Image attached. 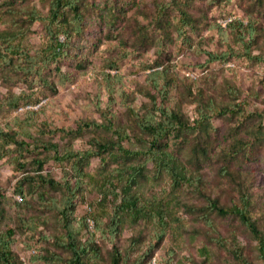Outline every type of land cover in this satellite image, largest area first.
Here are the masks:
<instances>
[{
  "label": "rangeland",
  "instance_id": "rangeland-1",
  "mask_svg": "<svg viewBox=\"0 0 264 264\" xmlns=\"http://www.w3.org/2000/svg\"><path fill=\"white\" fill-rule=\"evenodd\" d=\"M77 1L80 30L72 28V14L66 10L68 33L60 35L68 40L69 54L57 62L30 71L19 68L27 65L23 56L0 52V126H11L15 117L23 123L24 114L10 109L7 102L12 94L23 95L37 111L30 130L38 142L85 150L92 148L94 139L118 141L107 128L84 126L71 134L55 130H76L79 123L91 120L104 122V113H110L115 127L126 133L121 143L140 151L134 157L105 151L82 164L96 184L81 183L73 225L79 228L76 239L85 241L88 231L75 221L87 218L101 257H87V263L107 264L116 247L130 264L151 246V256L141 264H241L239 252L257 264L256 241L249 230L236 216L210 211L196 182L223 204L239 202L241 193L235 183L221 173L220 167L228 165L243 181L252 200L251 214L264 228V0ZM49 2L0 0V36L18 31L22 47L34 54L47 41L44 23H30L22 10L36 9L45 16ZM181 11L186 13L187 24L181 21ZM230 19L253 23L247 47L226 24ZM244 50L259 58L247 57ZM208 51L225 53V59L221 55L208 61ZM156 67L167 70L163 104L177 110L184 120L193 123L198 109L206 110L210 103L240 102L244 114L209 111L206 130L199 134L204 152L194 150L198 128H175L161 139V146L179 165L178 183L167 171H158L150 159L143 175L126 183L131 164L150 157L149 136L139 129L133 113L144 115L153 110L154 99L158 101L149 76ZM234 137L254 142L251 156L231 160L223 156ZM51 154L34 147L22 156L14 152L0 159V227L13 229L11 248L26 264H71L70 251L60 245L67 237L63 220L50 207L52 200L61 203L63 189L24 181L23 199L16 198L24 174L64 177L69 161H58ZM108 175L116 186L108 189L120 195L124 190L134 192L163 212L168 226L160 240L154 241L157 221L153 217L135 221L126 216L117 237H110L106 225L113 198H102L96 186ZM118 202L119 198L114 205ZM203 248L208 252L206 259Z\"/></svg>",
  "mask_w": 264,
  "mask_h": 264
},
{
  "label": "trees",
  "instance_id": "trees-1",
  "mask_svg": "<svg viewBox=\"0 0 264 264\" xmlns=\"http://www.w3.org/2000/svg\"><path fill=\"white\" fill-rule=\"evenodd\" d=\"M66 10L70 11L72 14L71 23L72 28L76 31L80 30L81 26V12L79 7V2L77 0H50L47 15H41L36 9L22 10L26 19L30 23L35 21H41L44 23V29L46 31L47 41L40 47L38 51L34 54L29 55L26 49L22 47L21 41L18 38V31H6L5 34L0 36V52L5 51L10 56H23L26 61L24 67L20 69H42L47 64L51 62H57L59 59L63 58L65 55L69 54V49L67 47L68 40L65 36L61 38L60 33H68L65 19ZM181 21L187 24L186 13L181 11ZM228 26L235 30L236 36L241 41V44L248 46L253 38L254 25L251 22L244 23L241 19H230L226 22ZM218 29L222 32V27L219 25ZM244 54L247 57L259 58V56L251 55L250 50H244ZM208 61H213L222 58L225 53H213L208 51ZM162 67H156L149 73L152 86L158 92V101L154 99L153 110L143 114L133 113V109L130 110L133 113V120L137 123L139 129L144 131L148 136V152L150 157L148 159L141 157L142 163H137L130 166V172L126 177V183H133L137 177L143 175L144 167L146 166L148 160L153 162V166L156 167L158 171H167L174 182L178 183L182 174L179 172V165L171 153L166 151L160 144L161 139L166 137L168 132L172 129L179 128H198L197 135L195 137L194 150L201 147L199 134L206 130L205 124L208 123V119L211 113L209 111H217L218 113H238L244 114V108L242 103L238 102L233 105H220L217 106L210 103L204 109L199 110V116L194 119L193 123L184 120L177 110L168 109L162 102L165 90H167V79L165 73L166 69L161 70ZM162 80V81H161ZM195 101V100H193ZM7 102L10 109H19L18 112L24 114L23 123H18V117H15L14 124L11 126H0V159L12 153H16L15 156H22L25 152H31L34 147H38L45 151H50L52 158L58 161H69L70 168L64 171V177L58 180L52 176L45 175H32L24 174L21 176L20 184H18L17 192L20 194V200L23 199V182L30 181L39 182L44 185H49L55 188L63 189V196L61 203H57L56 200H52L50 207L53 208L63 220V227L65 229L66 241L62 242L60 245L70 251V263L71 264H88L86 259L94 258L96 260L101 259L99 254V248L94 242V238L91 237L92 233L87 228L88 220L87 218H82L81 221L76 220L75 222L80 226H85L88 231V236L85 241H80L76 239V233L79 228L73 225V211L76 204V200L79 193V187L81 183L86 181L96 184L95 177L92 176L88 171L84 170L82 164L88 162L92 155H103L105 151L110 154H119L124 157H134L139 156L140 151L133 150L125 147L121 143V138L126 136L124 131H121L118 127H115L113 122V115L110 113H104V122H99L97 120L86 121L79 123L76 130L73 129H55L65 133H75L81 130L82 127L91 128H107L113 131L118 141L109 139H94L92 141V148L79 150L71 146L64 147L60 149L58 143L49 142H38L36 137L33 135L30 127L34 125L35 114L37 111L32 108L30 99H25L23 95L12 94L8 97ZM109 102H111L109 98ZM27 106V107H24ZM1 107V101H0ZM21 108V109H20ZM209 113V114H208ZM157 114L160 118H157ZM83 124V126H82ZM191 124V126H190ZM190 126V127H189ZM195 126V127H193ZM44 131L43 129H41ZM47 131H52V129H46ZM123 132V133H122ZM254 145L253 141L247 140L244 137H234L228 147H226L222 154L227 160L237 159L240 156L249 157L252 154L251 147ZM204 152V148H201ZM101 158H104L102 156ZM103 161V160H102ZM42 162V161H41ZM23 166V165H22ZM221 173L229 177V179L235 183L238 192L241 193L240 201L233 202L230 205L223 204L215 197H211L207 193L203 185L198 180L197 188L199 193L206 199L207 208L210 211H215L221 215H233L236 216L240 222H242L245 227L251 233L253 239L256 241L255 250L258 258L257 264H264V228H261L257 220L252 216L250 206L252 200L247 192V188L244 186L243 181L239 178L238 173H235L229 168L228 165L221 166ZM72 173V177L67 175V173ZM112 185L116 189L115 183L113 181L112 175L104 177V181L96 185L100 191L102 198H107L111 196L113 198V208L111 214L108 218L106 228L112 239L116 238L121 230L122 223L126 216H130L135 221L143 218H155L157 225L155 226L154 241L160 240L166 230L168 223L165 221V215L158 208L155 209L153 206L148 205L149 201L144 200L138 194L134 192H128L124 190L120 195L115 190L108 189L107 186ZM119 198V202L114 205L115 200ZM155 211L151 212L150 210ZM264 217V211H263ZM1 222V214H0ZM78 230V231H77ZM12 228L1 229L0 227V264H26L20 257H18L11 248L12 243ZM218 241V240H217ZM219 242V241H218ZM239 251V250H238ZM202 254L205 256L204 259L208 258V252L205 248L202 249ZM152 254V248L149 247L148 250H144L135 260L130 264H141L142 260L148 259ZM88 255V256H87ZM236 256L240 259L241 264H254L251 260L244 257L240 252L236 253ZM107 264H128L124 257V254L114 247V251L111 254L110 260Z\"/></svg>",
  "mask_w": 264,
  "mask_h": 264
},
{
  "label": "built area",
  "instance_id": "built-area-1",
  "mask_svg": "<svg viewBox=\"0 0 264 264\" xmlns=\"http://www.w3.org/2000/svg\"><path fill=\"white\" fill-rule=\"evenodd\" d=\"M16 198L18 199V200H20V196L18 195V196H16ZM90 224H91V222H90Z\"/></svg>",
  "mask_w": 264,
  "mask_h": 264
}]
</instances>
